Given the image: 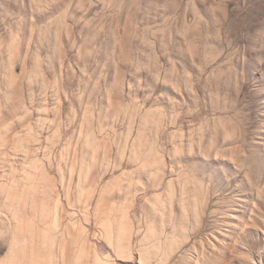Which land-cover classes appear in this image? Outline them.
Segmentation results:
<instances>
[{"label":"rangeland","instance_id":"374dc122","mask_svg":"<svg viewBox=\"0 0 264 264\" xmlns=\"http://www.w3.org/2000/svg\"><path fill=\"white\" fill-rule=\"evenodd\" d=\"M0 264H264V0H0Z\"/></svg>","mask_w":264,"mask_h":264}]
</instances>
